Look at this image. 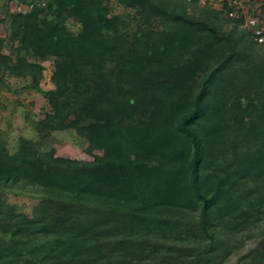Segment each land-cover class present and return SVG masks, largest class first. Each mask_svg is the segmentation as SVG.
<instances>
[{
    "label": "trees",
    "instance_id": "1",
    "mask_svg": "<svg viewBox=\"0 0 264 264\" xmlns=\"http://www.w3.org/2000/svg\"><path fill=\"white\" fill-rule=\"evenodd\" d=\"M3 2L0 110L9 77L66 100L15 152L0 129V264H224L253 238L236 264H264V0L253 27L227 0ZM63 130L92 159L42 150Z\"/></svg>",
    "mask_w": 264,
    "mask_h": 264
},
{
    "label": "rangeland",
    "instance_id": "2",
    "mask_svg": "<svg viewBox=\"0 0 264 264\" xmlns=\"http://www.w3.org/2000/svg\"><path fill=\"white\" fill-rule=\"evenodd\" d=\"M241 1L240 4H237L234 7V14L244 15L246 19L254 17L256 18V21H260L259 18L262 17L260 7L263 0ZM3 3V0H0V6H2ZM213 5L215 6V4ZM9 8L12 12L27 10V6L18 5L16 2L10 3ZM0 17H3L1 10ZM249 19L251 20V18ZM71 28L74 31L77 30L75 25H72ZM7 29V23L0 24V36H7ZM4 51L9 52V48L6 47ZM43 65L45 66V71L43 80L41 81V87L43 90L53 89L54 84L51 81L53 63L52 61H47L44 62ZM6 83L8 84L9 89L4 87L1 94L5 108L0 110V129L4 133L8 149L10 152H15L18 148L19 138L21 136L35 140L40 139L32 122L43 119L47 114L52 113V110L62 106L66 99L59 97H46L34 90L27 89V86L30 84V79L9 77L6 79ZM41 141L43 144V151H49L54 148L56 150V155L58 156L84 160L92 159V157L85 151L87 147L86 141L79 137L75 130L52 132L49 137L44 138ZM37 201V199L29 196L14 195L13 193L8 194V202L19 205L21 210L28 214L32 213L33 207ZM256 240L257 238L248 240L245 247L239 253L229 257L224 264H236L238 256L251 248Z\"/></svg>",
    "mask_w": 264,
    "mask_h": 264
},
{
    "label": "built area",
    "instance_id": "3",
    "mask_svg": "<svg viewBox=\"0 0 264 264\" xmlns=\"http://www.w3.org/2000/svg\"><path fill=\"white\" fill-rule=\"evenodd\" d=\"M223 1H226V0H201V2L202 3H204V2H210V3H212V4H215V6H216V8H220V6H221V3H223ZM242 1L241 0H227V3L229 4V5H234V7L237 5V4H240ZM235 9V8H234ZM230 16H237V15H235L234 14V10H233V12L232 13H230L229 14ZM244 16V15H243ZM245 17V16H244ZM249 18H251V20L249 19ZM249 18H245V20H246V25H248V26H255L256 25V23L258 22V20L256 21V18H254V17H249ZM249 19V20H248ZM262 32H263V28H257L256 30H255V33L259 36L258 37V41L259 42H263L264 41V35H262Z\"/></svg>",
    "mask_w": 264,
    "mask_h": 264
}]
</instances>
